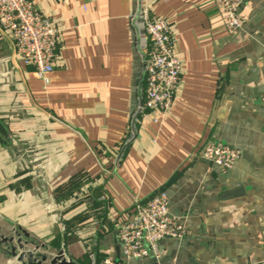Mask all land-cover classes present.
<instances>
[{"label": "crops", "instance_id": "0c3cea01", "mask_svg": "<svg viewBox=\"0 0 264 264\" xmlns=\"http://www.w3.org/2000/svg\"><path fill=\"white\" fill-rule=\"evenodd\" d=\"M34 1L59 41L44 84L0 26V233L79 264H122L118 227L165 190L186 236L129 264H264V0H242L234 34L215 0L153 5L182 67L165 113L139 109L140 0ZM210 140L240 150L231 168L200 156Z\"/></svg>", "mask_w": 264, "mask_h": 264}, {"label": "built area", "instance_id": "2783aa9c", "mask_svg": "<svg viewBox=\"0 0 264 264\" xmlns=\"http://www.w3.org/2000/svg\"><path fill=\"white\" fill-rule=\"evenodd\" d=\"M166 0H140L137 17L149 41V50L143 61V89L141 112H167L176 95L181 61L176 56L175 38L168 22L153 14V5ZM222 8L225 28L230 34L241 31L248 16L241 12L242 0H215ZM0 26L12 37L19 60L33 67L38 77L49 83L47 74L53 69V60L60 30L36 8L34 0H0ZM264 106V94L261 96ZM200 156L226 170L241 156L238 149L220 142L208 141ZM186 236L184 225L168 213V195L165 190L136 203L131 218L120 224L117 240L122 264L151 256L161 255L160 242L165 238L182 239ZM100 264H121L104 259Z\"/></svg>", "mask_w": 264, "mask_h": 264}, {"label": "water", "instance_id": "95a60500", "mask_svg": "<svg viewBox=\"0 0 264 264\" xmlns=\"http://www.w3.org/2000/svg\"><path fill=\"white\" fill-rule=\"evenodd\" d=\"M0 136L8 141L10 140L9 130L1 120ZM243 191L242 187H235L227 190L222 198L237 197ZM21 232L26 238L29 237V234L24 230H21ZM0 252L12 259V264H79L71 258H67L62 248L49 251V248L44 244L33 245V242L22 240L16 229L13 230V234L10 236H4L0 233Z\"/></svg>", "mask_w": 264, "mask_h": 264}, {"label": "rangeland", "instance_id": "374dc122", "mask_svg": "<svg viewBox=\"0 0 264 264\" xmlns=\"http://www.w3.org/2000/svg\"><path fill=\"white\" fill-rule=\"evenodd\" d=\"M13 260L0 252V264H12Z\"/></svg>", "mask_w": 264, "mask_h": 264}, {"label": "trees", "instance_id": "16d2710c", "mask_svg": "<svg viewBox=\"0 0 264 264\" xmlns=\"http://www.w3.org/2000/svg\"><path fill=\"white\" fill-rule=\"evenodd\" d=\"M142 85H143V89H144V87H145V81H144V79L142 80Z\"/></svg>", "mask_w": 264, "mask_h": 264}]
</instances>
